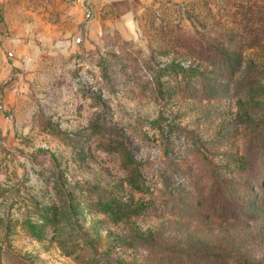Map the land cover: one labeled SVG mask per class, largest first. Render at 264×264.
Masks as SVG:
<instances>
[{
  "label": "rangeland",
  "instance_id": "rangeland-1",
  "mask_svg": "<svg viewBox=\"0 0 264 264\" xmlns=\"http://www.w3.org/2000/svg\"><path fill=\"white\" fill-rule=\"evenodd\" d=\"M0 264H264V0H3Z\"/></svg>",
  "mask_w": 264,
  "mask_h": 264
},
{
  "label": "crops",
  "instance_id": "crops-1",
  "mask_svg": "<svg viewBox=\"0 0 264 264\" xmlns=\"http://www.w3.org/2000/svg\"><path fill=\"white\" fill-rule=\"evenodd\" d=\"M3 0H0V3ZM77 19L87 28L95 31L103 26L106 10L123 0H64Z\"/></svg>",
  "mask_w": 264,
  "mask_h": 264
}]
</instances>
